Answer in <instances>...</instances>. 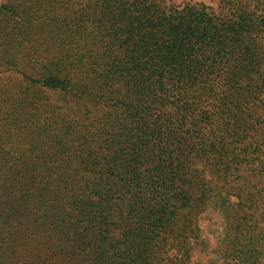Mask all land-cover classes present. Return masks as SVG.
<instances>
[{"label":"trees","instance_id":"trees-1","mask_svg":"<svg viewBox=\"0 0 264 264\" xmlns=\"http://www.w3.org/2000/svg\"><path fill=\"white\" fill-rule=\"evenodd\" d=\"M220 3L0 0V264H264V0Z\"/></svg>","mask_w":264,"mask_h":264},{"label":"rangeland","instance_id":"rangeland-1","mask_svg":"<svg viewBox=\"0 0 264 264\" xmlns=\"http://www.w3.org/2000/svg\"><path fill=\"white\" fill-rule=\"evenodd\" d=\"M164 3L169 7L172 6L179 8H182L187 4L204 5L214 13H218L222 10L220 0H164ZM197 218H198V226L201 232L200 235H202L203 238L204 236L208 238L209 248H211L213 246L215 238L222 230L221 219L218 218L217 212L213 211V209L210 208L209 206L203 209L199 213ZM198 247L199 246L195 247V249L192 252L193 260L198 259V257L196 256V253L198 254Z\"/></svg>","mask_w":264,"mask_h":264}]
</instances>
